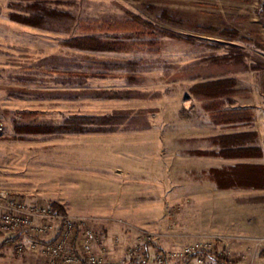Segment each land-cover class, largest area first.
Instances as JSON below:
<instances>
[{
  "label": "rangeland",
  "instance_id": "374dc122",
  "mask_svg": "<svg viewBox=\"0 0 264 264\" xmlns=\"http://www.w3.org/2000/svg\"><path fill=\"white\" fill-rule=\"evenodd\" d=\"M25 4L0 0L1 190L123 264H264V171L230 170L264 160V0H57L47 28ZM90 35L122 48L70 44ZM237 133L249 151L214 154Z\"/></svg>",
  "mask_w": 264,
  "mask_h": 264
},
{
  "label": "built area",
  "instance_id": "2783aa9c",
  "mask_svg": "<svg viewBox=\"0 0 264 264\" xmlns=\"http://www.w3.org/2000/svg\"><path fill=\"white\" fill-rule=\"evenodd\" d=\"M84 225L60 214L50 204L30 202L18 193L0 189V236L14 238L17 254L38 252L46 264H123L100 254L95 231ZM209 247L205 244V249L198 248L196 253L203 257ZM191 250L188 248L186 253L194 252ZM158 260L162 261L161 257Z\"/></svg>",
  "mask_w": 264,
  "mask_h": 264
},
{
  "label": "trees",
  "instance_id": "16d2710c",
  "mask_svg": "<svg viewBox=\"0 0 264 264\" xmlns=\"http://www.w3.org/2000/svg\"><path fill=\"white\" fill-rule=\"evenodd\" d=\"M19 1L26 3L25 9H27L29 13L28 14H19L17 12H10L9 17H10V19H12L14 21H17V22H20L23 24L47 28V27H50L49 23H51V22H49V21L54 20V19H59V16L63 15L62 14L63 12L62 13L56 12L55 9H52L50 7V5L52 3H55L57 0H19ZM16 5H18V4H16ZM135 20H136V18L132 17V18L128 19L127 21H125V23H123V24H125L126 27H129L130 25H136V22H134ZM70 44H72L78 48L91 49V50H119L122 48V42H119L116 40H113V41L103 40V39H101L95 35L80 36V37L74 38L73 40H71ZM221 84H222V81H220V80L206 82L205 86L209 89H208V92H206L205 94L207 96H218V95H220V92L222 89ZM244 135L245 134L237 133V134H230V135H225V136L214 137V140L216 142L218 141V145L221 146L220 151L218 153H214V154L225 156L227 153H238L239 151L241 153L242 151H249L251 148H242V144L240 145V143H238L236 141H233L234 144H230V141H229V139H231V138L239 139L240 137H242ZM226 149H229V150H226ZM234 149H236V150H234ZM239 167H245L248 170H250V172H251V169H259L262 172L264 171V167L261 165H257V164H250V165L238 164L237 166L230 168V170L236 171ZM224 171L227 172L228 170H224ZM245 179H246V181H249V180H247L248 178H245ZM238 185L242 186L241 184H238ZM218 186H219V184H218ZM51 206L57 212L66 216V213L62 207H60L59 205H57L55 203H51ZM13 240H14V238H6L3 242L0 243V245L12 244ZM212 256L215 257V254L212 255L208 251L203 253L204 258L205 257L210 258ZM216 260L220 264H226V262L222 261V259L219 256H217Z\"/></svg>",
  "mask_w": 264,
  "mask_h": 264
},
{
  "label": "crops",
  "instance_id": "0c3cea01",
  "mask_svg": "<svg viewBox=\"0 0 264 264\" xmlns=\"http://www.w3.org/2000/svg\"><path fill=\"white\" fill-rule=\"evenodd\" d=\"M248 130H250V129H247L245 131H248ZM252 130L256 131L258 133V137L260 139L259 145L261 146V149H262V154L260 157L263 158L264 146L261 143L262 142V134H261L260 130L256 129L255 127H252ZM213 158L215 161L218 160V158L221 160V157L214 156ZM245 163L261 164L262 166H264V160H256V161L245 162ZM210 167L217 168V167H220V165L215 164V165H211ZM0 189H2L1 186H0ZM253 189L256 191H260V190L263 191L264 190V188H261V189L260 188L259 189L253 188ZM4 190L11 191V190L5 189V188H4ZM16 192H18V190ZM21 192H23V191H21ZM262 198H264V197L262 196ZM262 198H261V200H263ZM4 237L5 238H2V236H0V243L3 242L7 238L6 236H4ZM0 264H46V263H45V258L40 253L27 251L23 254H17V253H14L11 244H9V245H0Z\"/></svg>",
  "mask_w": 264,
  "mask_h": 264
}]
</instances>
